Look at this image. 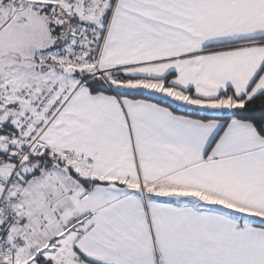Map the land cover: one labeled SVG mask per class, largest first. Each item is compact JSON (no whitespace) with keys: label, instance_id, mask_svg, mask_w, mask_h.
I'll list each match as a JSON object with an SVG mask.
<instances>
[{"label":"snow or ice","instance_id":"6c2138e0","mask_svg":"<svg viewBox=\"0 0 264 264\" xmlns=\"http://www.w3.org/2000/svg\"><path fill=\"white\" fill-rule=\"evenodd\" d=\"M0 264H264V0H0Z\"/></svg>","mask_w":264,"mask_h":264}]
</instances>
